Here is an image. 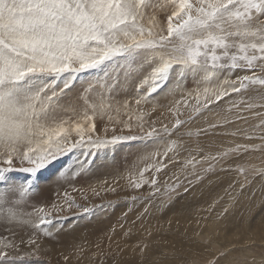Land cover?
<instances>
[{
    "label": "rangeland",
    "instance_id": "374dc122",
    "mask_svg": "<svg viewBox=\"0 0 264 264\" xmlns=\"http://www.w3.org/2000/svg\"><path fill=\"white\" fill-rule=\"evenodd\" d=\"M168 11L146 10L143 25L166 28ZM107 71L79 73L60 94V106L77 111L89 85L91 101L103 96V117L94 116L82 142L72 147L80 137L71 132L68 150L35 177L14 156L8 175L17 184L31 179L33 190L20 204L8 194L18 219L0 221V249L16 264H264V88L207 103L203 90L217 82L206 84L202 72L182 77L176 68L152 91L147 63L129 69L121 60ZM89 137L109 143L97 147ZM119 137L135 138L111 143ZM238 145L256 148L201 159ZM45 213L51 223L34 228Z\"/></svg>",
    "mask_w": 264,
    "mask_h": 264
},
{
    "label": "snow or ice",
    "instance_id": "6c2138e0",
    "mask_svg": "<svg viewBox=\"0 0 264 264\" xmlns=\"http://www.w3.org/2000/svg\"><path fill=\"white\" fill-rule=\"evenodd\" d=\"M158 8L169 9L166 28L153 24L146 29L142 23L146 10ZM151 19L155 21V16ZM121 60L129 69L134 65L142 69L147 63L152 91L160 81L167 82L176 68L182 77L186 71L205 73L206 84L215 77L217 84L203 90L207 103L252 86L264 88V0H167L166 4L154 0H0V163L8 166L0 167V221L11 224L18 219L7 206L10 192L19 194L15 203L20 204L33 190L31 179L17 184L8 175L15 170L14 156L33 165L20 170L35 177L68 150L64 145L71 132L80 137L72 144L76 147L86 133L94 131L95 124L89 123L94 116L103 117V96L99 103L87 96L92 85L84 90L80 111L72 105L62 108L60 94L77 74L98 70L108 77L109 65L117 66ZM61 78L63 88L58 93L56 83ZM134 138H114L111 143ZM88 142L97 147L109 143L91 137ZM249 147L256 148L238 145L201 159L218 162ZM212 168L209 163L208 170ZM38 211L44 213L43 208ZM47 223L51 221L45 213L33 227ZM18 259L0 249V264H16Z\"/></svg>",
    "mask_w": 264,
    "mask_h": 264
},
{
    "label": "bare ground",
    "instance_id": "6f19581e",
    "mask_svg": "<svg viewBox=\"0 0 264 264\" xmlns=\"http://www.w3.org/2000/svg\"><path fill=\"white\" fill-rule=\"evenodd\" d=\"M29 226V225H28ZM31 226V225H30ZM26 228V227H25ZM35 230V229H34Z\"/></svg>",
    "mask_w": 264,
    "mask_h": 264
}]
</instances>
